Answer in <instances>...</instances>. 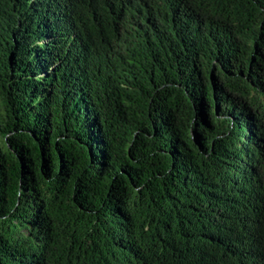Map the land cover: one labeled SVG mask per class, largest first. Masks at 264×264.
I'll use <instances>...</instances> for the list:
<instances>
[{
    "label": "trees",
    "instance_id": "1",
    "mask_svg": "<svg viewBox=\"0 0 264 264\" xmlns=\"http://www.w3.org/2000/svg\"><path fill=\"white\" fill-rule=\"evenodd\" d=\"M0 264H264V0H0Z\"/></svg>",
    "mask_w": 264,
    "mask_h": 264
}]
</instances>
